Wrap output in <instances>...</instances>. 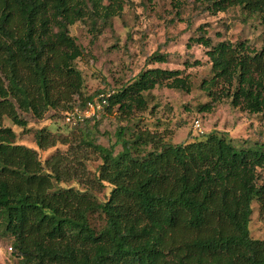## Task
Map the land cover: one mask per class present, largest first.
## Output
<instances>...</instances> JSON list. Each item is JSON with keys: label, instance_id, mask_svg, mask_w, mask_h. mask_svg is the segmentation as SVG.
<instances>
[{"label": "trees", "instance_id": "16d2710c", "mask_svg": "<svg viewBox=\"0 0 264 264\" xmlns=\"http://www.w3.org/2000/svg\"><path fill=\"white\" fill-rule=\"evenodd\" d=\"M194 2L210 12L239 5L259 13L264 24V0ZM122 3L0 0V231L12 239V255L21 264H264V240L252 238L248 227L252 202L264 208V142L237 147L212 131L174 144L148 129L125 138L120 128L122 149L114 153L112 146L84 139L101 158L99 181L110 186L100 201L61 185L72 174L64 154L41 161L36 149L16 143L15 132L2 124L8 117L25 126L18 110L41 118L48 108L81 94L75 60L85 49L69 26L88 22L99 34L101 25L121 13ZM201 28L193 40L208 48L212 75L202 85L212 104L230 97L233 105L264 119V44H212ZM166 58L156 50L148 60ZM159 86L189 92L191 82L180 69H141L111 90L99 116L114 108L122 117L144 110L147 94ZM80 96L67 111L93 97ZM35 139L40 149L56 143L45 127ZM149 144L152 149L142 152ZM95 213L103 216L100 228L90 221Z\"/></svg>", "mask_w": 264, "mask_h": 264}, {"label": "rangeland", "instance_id": "374dc122", "mask_svg": "<svg viewBox=\"0 0 264 264\" xmlns=\"http://www.w3.org/2000/svg\"><path fill=\"white\" fill-rule=\"evenodd\" d=\"M199 26L212 44L221 40L247 42L253 48L264 44V24L259 13L248 12L239 5L210 12L194 0H123L121 13L107 25H101L99 34L90 29L88 22L77 21L69 26V33L85 49L83 56L75 60L83 78L79 96L86 98L102 89H118L132 81L141 69L149 67L180 69L191 82L190 91L155 87L147 94L144 110L134 108L130 115L122 117L114 108L87 122V126L80 124L76 128L66 122L65 111L78 95L48 108L41 118L18 110L26 120L25 126L14 124L8 117L3 118L2 124L15 132L16 143L36 149L41 161L56 152L64 154L72 174L61 185L86 191L100 201L105 199L110 186L99 181L97 169L101 158L84 139L112 146L114 153L122 149L116 135L120 128H124L125 138L148 129L174 144L202 138L212 131L224 133L237 147L264 142L262 113L235 106L230 97L222 96L212 104L211 95L203 88V81L212 74L206 55L208 48L193 40L198 37ZM156 50L167 54L166 61L148 60ZM212 90L218 91L215 96H221L218 87L213 86ZM196 120L199 129L194 126ZM42 127L56 139L53 146L44 149L37 147L35 139V132ZM151 149L149 144L142 147V152ZM251 207L249 234L264 240V208L256 200ZM90 219L96 228L104 222L99 213ZM11 241V237L0 231V264H21L12 255Z\"/></svg>", "mask_w": 264, "mask_h": 264}, {"label": "built area", "instance_id": "2783aa9c", "mask_svg": "<svg viewBox=\"0 0 264 264\" xmlns=\"http://www.w3.org/2000/svg\"><path fill=\"white\" fill-rule=\"evenodd\" d=\"M112 91L100 92L93 96L82 107H74L72 110L65 112L66 122L72 127L79 126L85 119L96 118L107 102V97ZM194 126L199 129V121H195Z\"/></svg>", "mask_w": 264, "mask_h": 264}]
</instances>
